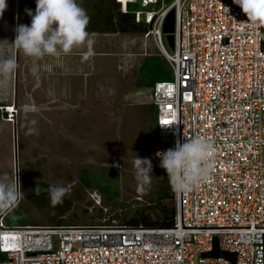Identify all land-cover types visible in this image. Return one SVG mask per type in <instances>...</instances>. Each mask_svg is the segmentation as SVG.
I'll use <instances>...</instances> for the list:
<instances>
[{
  "label": "built area",
  "instance_id": "2783aa9c",
  "mask_svg": "<svg viewBox=\"0 0 264 264\" xmlns=\"http://www.w3.org/2000/svg\"><path fill=\"white\" fill-rule=\"evenodd\" d=\"M136 1L135 22L171 73L150 95L158 165V152L199 138L212 147L207 178L173 190L167 228H6L0 218V264H230L201 257L214 239L235 264H264V28L232 0H116L122 10ZM170 12L172 50L162 33Z\"/></svg>",
  "mask_w": 264,
  "mask_h": 264
},
{
  "label": "rangeland",
  "instance_id": "374dc122",
  "mask_svg": "<svg viewBox=\"0 0 264 264\" xmlns=\"http://www.w3.org/2000/svg\"><path fill=\"white\" fill-rule=\"evenodd\" d=\"M17 3L5 0L0 17V60L11 58L16 64L0 75V184L13 185L19 193L3 224L21 223L18 203L33 222L46 223L54 214L48 199L24 203L22 194L31 189L21 192L22 179L65 187L68 219L87 225L146 206L156 186L158 136L145 117L151 92L134 84L143 59L159 55L153 42L135 34L89 33L93 43L87 58L85 46L59 57H25L11 43L15 27L30 24L26 9L34 14L35 0L24 6L20 22ZM29 128L35 131L26 134ZM136 156L152 164L150 183L142 191L135 180ZM80 170L111 176L118 199L106 205L96 189L81 184ZM7 205L0 206V215Z\"/></svg>",
  "mask_w": 264,
  "mask_h": 264
},
{
  "label": "clouds",
  "instance_id": "9594fccd",
  "mask_svg": "<svg viewBox=\"0 0 264 264\" xmlns=\"http://www.w3.org/2000/svg\"><path fill=\"white\" fill-rule=\"evenodd\" d=\"M232 3L240 8L247 23L257 30L264 28V0H232ZM5 7V0H0V17ZM26 12L31 17L30 24L15 27L11 43L25 57L36 60L45 56L59 57L80 46L88 49L85 58L91 53L93 41L85 30L88 16L77 0H35L34 14L31 10L26 9ZM15 67L11 58L0 60V75L11 72ZM31 123L36 122L33 120ZM34 131L29 128L26 134ZM157 156L160 157L159 167L164 169L172 189L187 192L207 178V162L212 157V147L207 141L197 138L177 142L164 152H158ZM133 166L137 190L142 191L150 183L152 164L149 159L136 156ZM46 191L54 208L63 203L67 189L49 185ZM18 195L15 186L0 184V206L12 203Z\"/></svg>",
  "mask_w": 264,
  "mask_h": 264
},
{
  "label": "trees",
  "instance_id": "16d2710c",
  "mask_svg": "<svg viewBox=\"0 0 264 264\" xmlns=\"http://www.w3.org/2000/svg\"><path fill=\"white\" fill-rule=\"evenodd\" d=\"M32 0H18L17 3V21L20 18L24 6ZM77 3L82 7L87 16L88 24L86 32L88 33H101V34H135L144 36L148 29L142 23L135 22V13L140 11L139 2L126 4L125 9L122 10L121 6L116 0H77ZM171 79V73L168 65L159 56H148L143 59L139 68L137 69V79L134 86L137 89H145L152 91V87L157 82H164ZM148 122L155 130V110L152 105L147 106ZM156 132V130H155ZM159 148V138H157ZM158 150V149H157ZM157 152V151H156ZM156 179V186L153 189V197L149 200L148 204L135 209L129 214L118 213L108 217L107 221L101 224H110L112 221L122 226L128 227H145V228H167L172 226L174 219V200L173 189L170 186L168 176L164 169L160 168L157 162L156 168L153 172ZM104 175V176H103ZM78 179L81 184L88 190L96 189L100 196L103 197L106 205L118 199V185L112 182L111 176H106L102 173L90 175L87 170H80ZM23 190L31 189L30 193L22 194L24 203L32 202L37 204L42 202L43 199H48L47 187L43 184L36 182L29 183L28 180L22 179L18 181ZM19 203L15 210L21 213L18 216L21 222L17 226H6L3 224L6 221V216L2 217V224L6 228L12 227H25V226H48V227H62V226H89L85 220L72 221L68 219L66 213L71 209L69 201L63 199L62 204L54 207V214L48 218L46 223H39L27 220L23 211L20 210ZM14 210V209H13ZM110 215V212L108 213ZM68 219V220H67ZM100 225V224H97Z\"/></svg>",
  "mask_w": 264,
  "mask_h": 264
},
{
  "label": "water",
  "instance_id": "95a60500",
  "mask_svg": "<svg viewBox=\"0 0 264 264\" xmlns=\"http://www.w3.org/2000/svg\"><path fill=\"white\" fill-rule=\"evenodd\" d=\"M173 26H174V15L173 12H170L169 15L166 17L163 27H162V33L165 35V41L167 44V47L172 50L173 49ZM5 117V115H4ZM14 139H15V130H14ZM17 202V199L13 201L12 203L8 204L2 214L0 215V218H2L10 209L15 205ZM201 257L203 258H221L229 262L230 264H235L236 261V255L232 253H226L223 251H220L217 246V240L214 239V245L213 249L210 253L203 254Z\"/></svg>",
  "mask_w": 264,
  "mask_h": 264
},
{
  "label": "snow or ice",
  "instance_id": "6c2138e0",
  "mask_svg": "<svg viewBox=\"0 0 264 264\" xmlns=\"http://www.w3.org/2000/svg\"><path fill=\"white\" fill-rule=\"evenodd\" d=\"M164 123L167 124V123H169V122H168V121H165Z\"/></svg>",
  "mask_w": 264,
  "mask_h": 264
}]
</instances>
